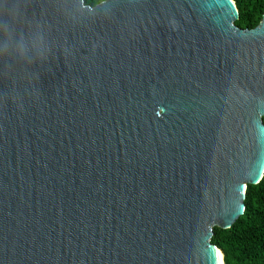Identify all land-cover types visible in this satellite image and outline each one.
Instances as JSON below:
<instances>
[{
	"label": "water",
	"instance_id": "95a60500",
	"mask_svg": "<svg viewBox=\"0 0 264 264\" xmlns=\"http://www.w3.org/2000/svg\"><path fill=\"white\" fill-rule=\"evenodd\" d=\"M5 7L50 52L0 61V264H218L213 228L264 174V15L240 29L233 0Z\"/></svg>",
	"mask_w": 264,
	"mask_h": 264
},
{
	"label": "trees",
	"instance_id": "16d2710c",
	"mask_svg": "<svg viewBox=\"0 0 264 264\" xmlns=\"http://www.w3.org/2000/svg\"><path fill=\"white\" fill-rule=\"evenodd\" d=\"M103 0H84L94 6ZM240 29H252L264 15V0H233ZM264 123V117L262 118ZM244 211L227 229L213 228L211 243L223 253L224 264H264V174L259 183L248 184Z\"/></svg>",
	"mask_w": 264,
	"mask_h": 264
},
{
	"label": "clouds",
	"instance_id": "9594fccd",
	"mask_svg": "<svg viewBox=\"0 0 264 264\" xmlns=\"http://www.w3.org/2000/svg\"><path fill=\"white\" fill-rule=\"evenodd\" d=\"M8 13V9H3ZM11 20H0V61L13 60L31 64L47 58L50 48L46 32L38 23L27 32L18 31L15 13H8Z\"/></svg>",
	"mask_w": 264,
	"mask_h": 264
},
{
	"label": "bare ground",
	"instance_id": "6f19581e",
	"mask_svg": "<svg viewBox=\"0 0 264 264\" xmlns=\"http://www.w3.org/2000/svg\"><path fill=\"white\" fill-rule=\"evenodd\" d=\"M216 255H217L218 264H223V253L219 248L216 249Z\"/></svg>",
	"mask_w": 264,
	"mask_h": 264
}]
</instances>
